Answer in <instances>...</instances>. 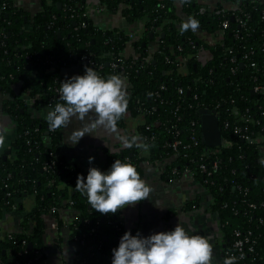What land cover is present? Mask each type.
Instances as JSON below:
<instances>
[{"label":"trees","instance_id":"16d2710c","mask_svg":"<svg viewBox=\"0 0 264 264\" xmlns=\"http://www.w3.org/2000/svg\"><path fill=\"white\" fill-rule=\"evenodd\" d=\"M97 1L129 24L143 22L142 35L131 39L123 31L98 27L88 16L89 0H41V11L32 17L15 0H0V11L6 15L0 17V93L11 98L2 101V111L16 128L10 154L6 159L0 156V214L17 210V202L25 195L35 200L19 231L0 240V264H49L45 217L54 209L52 215L62 226L57 211L67 205L77 213L68 226L77 247L71 264H112L113 249L131 231L119 224L117 214L92 210L86 195L75 190L78 175L86 180L88 173L58 155L60 129L49 132L47 121L34 122L22 99L27 93L36 105L53 109L62 102L55 90L66 80L59 70L74 65L78 75L92 67L105 79L110 75L126 78L127 113L142 117L136 135L150 145L148 152L136 147L107 152L103 172L119 159L134 165L142 177L145 161L157 164L174 158L162 177L179 178L189 170L211 197L210 210L220 219L225 251H231L235 231L250 232L254 251L245 252L242 259L235 256L236 264H264V165L257 145L242 138L264 136V92H253L264 85V2L232 0L238 6L230 11L221 5L202 9L196 0L180 4L187 17L199 21V30L221 34L220 40L209 44L191 30L181 34L179 0ZM224 20L229 27L222 33ZM150 34L158 40L151 53ZM127 48L130 55L125 54ZM200 51L208 52L209 60L200 62ZM83 56L94 65L80 64ZM179 58L186 59L188 73L179 72ZM113 63L124 70L112 69ZM17 86L19 94L14 91ZM205 108L217 111L221 137L229 147L207 148L201 143L199 112ZM175 140L180 142L176 151L171 147ZM206 151H211L209 163L218 164L210 176L199 170V158ZM53 152L58 155L56 164L44 170Z\"/></svg>","mask_w":264,"mask_h":264},{"label":"crops","instance_id":"0c3cea01","mask_svg":"<svg viewBox=\"0 0 264 264\" xmlns=\"http://www.w3.org/2000/svg\"><path fill=\"white\" fill-rule=\"evenodd\" d=\"M261 1L264 2V0ZM196 2L202 9L206 10H213L217 5H221L226 10H234L238 6L237 2L232 0H196ZM15 5L31 17L41 11V0H15ZM98 7L97 0H89L88 16L98 27L104 30L117 29L123 31L127 35H130L131 39L138 36L134 32L140 33L144 30L143 22L129 25L119 14H106V10L101 12L98 10ZM176 8L182 24L188 17L182 12L181 5L178 2L176 3ZM131 28H134L135 31L127 33L126 29ZM195 33L199 39L209 44L221 39V34L209 35L199 29ZM156 48V46H153L150 49V53ZM209 58L208 52H199L198 59L200 62L204 63ZM179 72L181 74L188 73L185 63L179 69ZM126 85L129 98L130 93L127 80ZM19 90V86L14 87L16 94H19ZM21 96L27 104L28 113L33 121H46L45 117L49 109L41 104H33L32 99L28 97L27 93ZM9 98L8 95L1 96L0 94V123L11 126V131L6 137L5 147L0 150V156L10 150L15 138V122L8 114L2 111V101ZM93 118H95L94 114ZM141 123L142 117H132L127 113L126 117L118 122V127L121 134L131 136L136 135V128ZM79 127H81V124L73 120L67 129H60L61 142L58 155L66 162L83 169L87 173L90 167H96L103 172L106 153H119L125 148L122 147L114 136L108 135L103 128L99 129L97 133L101 139L90 134H85L75 146H70L67 143V137L71 131ZM143 155L145 157L146 154ZM260 155L261 159L264 158V148L260 149ZM89 157H94L91 164L89 163ZM173 160L174 158H170L163 163L157 164L145 161L142 164L141 178L153 187L150 199L121 210L117 213V220L125 229L133 231V235L139 232L141 237H147L159 232L172 231L180 221L181 225L190 235H201L208 238L213 245L214 264H223V260L225 259V238L221 230L219 217L210 210L211 197L200 182L186 174L171 180L164 179L162 173L165 166ZM34 201V196L25 195L17 202V210L13 209L10 212L3 211L0 214V240L6 238L11 233L19 231L20 222L23 216L30 211L34 205ZM57 213V219H60L63 223L60 227L57 225V229H52L50 226L53 222H56L54 215L48 214L45 217L46 229L44 241L47 246L46 259L49 264H71L76 256L77 247L69 237L70 231L68 226L76 218L77 213L70 205L59 208Z\"/></svg>","mask_w":264,"mask_h":264},{"label":"clouds","instance_id":"9594fccd","mask_svg":"<svg viewBox=\"0 0 264 264\" xmlns=\"http://www.w3.org/2000/svg\"><path fill=\"white\" fill-rule=\"evenodd\" d=\"M188 0H179L183 5ZM199 21L194 17L181 24L180 32H195ZM60 101L47 112L49 132L67 129L73 120L81 127L71 131L67 143L75 146L85 134L100 138L103 128L114 136L124 148L136 147L148 152L150 145L138 135L121 134L118 122L128 110L126 80L120 75L102 78L92 67L85 68L84 75H76L61 82ZM93 114L94 117L93 118ZM11 126L0 123V150L4 149ZM101 139V138H100ZM94 157H89L91 164ZM264 165V158L260 160ZM75 190L86 195L88 205L101 215H116L129 206L149 200L153 187L136 167L115 159L107 172L90 167L87 178L78 175ZM237 257L229 256L223 264H236ZM112 264H214L213 245L201 235H190L180 221L172 231L141 237L127 231L121 237L118 248L113 249Z\"/></svg>","mask_w":264,"mask_h":264},{"label":"built area","instance_id":"2783aa9c","mask_svg":"<svg viewBox=\"0 0 264 264\" xmlns=\"http://www.w3.org/2000/svg\"><path fill=\"white\" fill-rule=\"evenodd\" d=\"M98 10L102 12V11H105L106 9H105L104 6H99ZM263 18H264V13H263ZM81 27L84 28L85 24L82 23ZM228 27H229L228 21L224 20L222 22V24H221V32L222 33L225 32L228 29ZM128 37L131 38L130 35H128ZM229 53H231V52H229ZM198 56H199V53H198ZM243 57H244V59H246L247 55H244ZM148 60H150V59H148ZM165 60L168 61V57H166ZM184 63H186V59L185 58H179L178 59L179 69L182 67V65ZM80 64L94 65V63L92 61H90L88 56H83L82 61L80 62ZM251 66L255 67V64L253 63V64H251ZM111 68L114 69V70L117 69V68H120L121 71L124 70L123 66L117 65L116 63L111 64ZM76 75H78V74H76ZM76 75H74V76H76ZM55 92H56V94L58 96H60L59 89H56ZM181 92H182V90L178 89V93H181ZM253 92L254 93H256V92H264V85L260 84V85L256 86L254 88ZM205 109H207V108H205ZM212 111H214L216 116H218V118H219V115L217 114V111L215 109L212 110ZM192 126H194V123H192ZM227 126H228V124L225 123L224 127H227ZM146 129L148 130V127H146ZM242 138H243V140H245L249 144L257 145V147L259 149L264 148V136L253 137V136H251L249 134H246V135H243ZM150 139H152V138H150ZM193 139H194V137H193ZM179 145H180V142L178 140H175L171 144V147H172V149L174 151H176L178 149ZM222 146L223 147H229L230 143L223 141ZM210 154H211V151H206L203 154H201V156L199 158V170L201 172L206 173L208 176L211 175V171L212 170H216L217 167H218L217 161H212L211 163H209L208 158L210 157ZM49 156L52 158L51 162H50V164H45L43 166L44 170L50 169L56 164L57 157H58L57 153H54V152L50 153ZM146 162L148 163V161H146ZM173 174L176 175V174H178V172L176 170H173ZM184 174L188 175L191 178H194L193 174L189 170H185ZM251 207L254 208L253 205ZM53 213H55L54 209L51 210L50 214H53ZM50 226H51L52 229H57L56 222H53ZM234 237H235V241L233 242V244L231 246V251L230 250L224 251L225 257L237 256L239 259H242L244 257V255H245V252L253 253V251H254L253 245L255 244V240L251 239V233L250 232L248 234H246V235H242L239 231H235Z\"/></svg>","mask_w":264,"mask_h":264},{"label":"water","instance_id":"95a60500","mask_svg":"<svg viewBox=\"0 0 264 264\" xmlns=\"http://www.w3.org/2000/svg\"><path fill=\"white\" fill-rule=\"evenodd\" d=\"M6 18V15H3L0 11V17ZM163 36V34H162ZM153 36L150 34L149 38ZM55 67V65L53 66ZM196 67L194 66V69ZM79 68L77 65L72 66L71 68H60L59 75L65 79L71 78L74 75L78 74ZM81 75H84L82 73ZM1 89V88H0ZM201 116L200 120V127H201V143L206 146L207 148H216L222 145L223 139L221 137V126H220V119L216 116L215 112L208 109H202L199 112ZM10 154V151H6L4 153V159ZM28 249L31 250V244L28 245ZM2 255L5 254L4 251L1 252Z\"/></svg>","mask_w":264,"mask_h":264},{"label":"rangeland","instance_id":"374dc122","mask_svg":"<svg viewBox=\"0 0 264 264\" xmlns=\"http://www.w3.org/2000/svg\"><path fill=\"white\" fill-rule=\"evenodd\" d=\"M106 14H110V13L106 12ZM126 24H127V23H126ZM129 25H130V24H129ZM131 25H133V24H131ZM124 31H125V30H124ZM133 31H135L134 28L126 29V32H127V33H131V32H133ZM142 32H143V31H141L140 33H139V32H134V33H137V35H138V36H135L134 39H137V38L142 34ZM153 46H156V47L158 46V40H157V39H153V40H152V38H150L149 48L152 49ZM130 52H131V50H130L129 48H127V50L125 51V54L128 55ZM0 94H1V93H0ZM1 96H3V94H1Z\"/></svg>","mask_w":264,"mask_h":264},{"label":"flooded vegetation","instance_id":"af4514ba","mask_svg":"<svg viewBox=\"0 0 264 264\" xmlns=\"http://www.w3.org/2000/svg\"><path fill=\"white\" fill-rule=\"evenodd\" d=\"M32 101H33V104H35L33 99H32ZM27 110H28V109H27Z\"/></svg>","mask_w":264,"mask_h":264}]
</instances>
